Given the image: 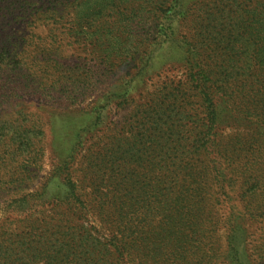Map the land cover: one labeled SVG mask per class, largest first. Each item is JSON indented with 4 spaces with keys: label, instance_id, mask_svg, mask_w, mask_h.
<instances>
[{
    "label": "trees",
    "instance_id": "16d2710c",
    "mask_svg": "<svg viewBox=\"0 0 264 264\" xmlns=\"http://www.w3.org/2000/svg\"><path fill=\"white\" fill-rule=\"evenodd\" d=\"M214 1L218 5L204 10L205 2L196 1L200 15L194 19L192 34H182L178 25L189 15V0H157V6L146 11L141 6L134 9L141 34L131 39L127 37L133 27L127 28L125 19L122 27L121 18L112 21V32L124 35L125 46L110 43L107 60L126 56L137 70L130 80L141 76L156 52L169 47L180 53L184 77L160 82L146 100L135 102L133 131L124 135L117 127L106 128L92 145L96 148H89L74 167L83 135L97 131L101 112L112 100L104 93L106 102L89 112L82 110L90 114L89 124L78 131L71 155L50 173V179L60 178L67 189L65 210L81 223L63 217L59 200L49 210L31 209L45 185L10 196L9 204L25 201L29 209L0 224V264H215L217 260L264 264V228L255 253L248 247L249 224L264 222V8L257 12L259 2L252 0L246 16H234L236 0ZM114 4L115 0H0V10L23 11L31 22H63L74 42H84L100 25L99 12L113 9ZM6 45L0 62L8 66L13 51L8 41ZM206 51L212 52L213 62L204 61ZM130 82L119 91L124 100L130 97ZM3 85L0 91L7 90ZM239 86L247 88L244 116L258 139L223 146L217 133L220 106L233 105ZM24 141L18 133L12 138L14 156L28 151L29 162L13 161L14 182L28 177L40 156L34 140L26 145ZM222 149L236 158L227 163L230 173L217 177L213 171ZM238 184L242 195L249 194L243 202L247 216H238L234 203L227 208L230 200H217V192L226 195ZM19 187L12 186L15 195ZM217 205L223 211L221 220L216 219ZM219 222L223 232L217 238ZM241 228L246 233L242 249L235 247V233Z\"/></svg>",
    "mask_w": 264,
    "mask_h": 264
},
{
    "label": "rangeland",
    "instance_id": "374dc122",
    "mask_svg": "<svg viewBox=\"0 0 264 264\" xmlns=\"http://www.w3.org/2000/svg\"><path fill=\"white\" fill-rule=\"evenodd\" d=\"M157 0H115L113 9L106 8L99 12L98 19L100 25L94 31L92 39L84 42H74L69 37V28L63 26V22H53L51 20L26 21V14L23 11L15 10L6 13L0 10V53L9 42L10 50L8 66L0 62V79L5 80L7 90L0 91V224H7L9 220L18 218L19 214L29 209L25 201H21L18 206L9 204L10 196H20L40 190L44 186L43 193L32 202L35 204L31 209L35 210L52 208L54 200L63 202V217L72 224H80L81 221L72 211L65 210L69 205L65 198L68 196L67 189L60 178L50 179V173L56 163H61L67 159L76 144V135L80 129L87 127L91 117L84 111H90L92 106H100L105 98H109L111 103L105 107L99 118L97 131L85 133L83 135L81 148L77 152L74 167H78L81 156L86 154L100 134L106 128L122 129L123 134L133 131L131 110L135 102H142L148 98V94L154 91L162 81L171 80L176 82L184 77V61L180 53L173 47L163 48L156 52L151 62L141 71V76L135 80H130L134 69L131 63H127L126 56H111L107 60V51L110 43H118L117 47H124V35L119 32H112V21L121 18L118 25L122 27L124 23L127 28L133 27L132 35H140L141 23L138 17L134 18V9L141 8L146 11L150 7H156ZM192 6L189 8V15L182 21H178L179 30L183 33L192 34V28L200 12L194 7L201 0H189ZM204 9L213 8L214 0H203ZM259 6L256 11L264 8V0H257ZM252 0H236L233 6L234 16L243 14L250 10ZM218 5V3H215ZM213 10V9H212ZM66 11L63 12L65 16ZM202 14V13H201ZM125 19V22L123 21ZM195 19V20H194ZM93 31V28L90 29ZM112 32V35H111ZM120 38H117L116 36ZM126 35V34H125ZM128 41L125 39V42ZM46 48V49H45ZM7 56V55H6ZM204 61L212 60V52H204ZM4 55L0 56L1 58ZM5 60V59H4ZM3 63V62H2ZM130 75H125L128 73ZM2 76V77H1ZM9 76V78H8ZM128 81L130 97L124 100L119 96V91L126 88ZM125 85V86H124ZM246 86H239L235 94L233 105L220 106L219 126L217 123V133L222 137V145H234L238 143H256L257 136L250 133V126L245 119L244 112L247 109L245 104ZM251 90V89H250ZM251 95V93H249ZM7 100L6 103L3 101ZM255 121L256 118H253ZM116 125V126H115ZM21 136L25 141L30 140L40 146L37 166L30 167V175L14 182L13 161L22 165H28V151L20 156H14L11 150L12 138ZM35 138V139H34ZM30 154V153H29ZM230 157L236 158L235 153L228 154L222 149L219 156H216L215 170L213 174L217 177L230 173L227 166ZM19 184L18 193L15 195L13 185ZM242 188L238 184L235 188L223 195L217 192V200H230L227 208L234 203V210L238 216H247L243 207V202L248 199L249 194L242 195ZM37 206V207H36ZM216 219H222L223 211L215 210ZM245 225H243L244 227ZM242 227V228H243ZM241 228L235 233V247L240 246L245 236ZM261 224H249L250 251L255 253V246L262 238ZM223 228L219 222L216 225L217 238L221 236ZM241 245V249H242ZM215 264H222L215 262Z\"/></svg>",
    "mask_w": 264,
    "mask_h": 264
}]
</instances>
